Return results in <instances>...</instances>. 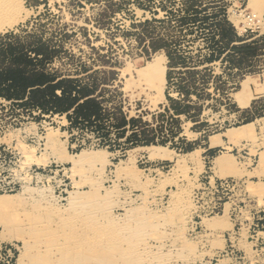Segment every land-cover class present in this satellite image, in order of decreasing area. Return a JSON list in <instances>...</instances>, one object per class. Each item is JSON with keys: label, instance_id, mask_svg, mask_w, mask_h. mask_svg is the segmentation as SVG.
Listing matches in <instances>:
<instances>
[{"label": "rangeland", "instance_id": "rangeland-1", "mask_svg": "<svg viewBox=\"0 0 264 264\" xmlns=\"http://www.w3.org/2000/svg\"><path fill=\"white\" fill-rule=\"evenodd\" d=\"M24 1L28 19L0 33V81L6 67L25 68L21 84L56 72L86 84L103 112L68 118L0 85V245L16 248L14 264H264V0H226L257 50L191 66L184 84L202 113L180 122L161 117L167 81L141 74L161 56L168 71L174 0ZM257 118L254 133L227 140ZM197 148L188 162L164 157ZM219 155L244 173L218 174Z\"/></svg>", "mask_w": 264, "mask_h": 264}, {"label": "trees", "instance_id": "trees-1", "mask_svg": "<svg viewBox=\"0 0 264 264\" xmlns=\"http://www.w3.org/2000/svg\"><path fill=\"white\" fill-rule=\"evenodd\" d=\"M174 3L178 4L177 8L168 7L169 16L165 19L170 23L172 36L162 38L161 45L166 49L167 55L164 51L157 52L156 55L163 53L168 57L167 61L169 60L167 105L161 117L166 116L180 122L182 115L192 119L193 115L202 113V106H198L192 97L193 95L200 97L201 93L194 94V91L184 84L185 74L193 76L199 73L191 70V66L203 62L212 64L221 59L232 63L236 59L235 53L255 51L257 47L256 42L241 43L243 41L236 26L229 18L226 0H174ZM195 26L198 28L196 31ZM196 32H200L202 41L205 42V49L208 50L206 54H203L202 49L194 48L197 35L194 37L190 35ZM41 56L42 54L36 53V58H31L21 54L18 58H24L31 63L35 59L40 61ZM5 70L11 74H1L0 85H6L5 87L12 90L22 87L24 91L22 95L7 96V99H26L35 107L53 114H67L68 118H71L70 112H74L78 119L88 122L99 120L102 116L103 105L100 100L93 96V92L86 84H79L77 79L60 78L56 72L33 70L29 72L33 74L35 80L21 84V80L29 78L25 76V68L6 67ZM207 70H210L215 81L218 76L211 67L205 68V71ZM123 120V124L137 121V119L128 121L126 118ZM151 143L153 142L147 141L144 144Z\"/></svg>", "mask_w": 264, "mask_h": 264}, {"label": "bare ground", "instance_id": "bare-ground-1", "mask_svg": "<svg viewBox=\"0 0 264 264\" xmlns=\"http://www.w3.org/2000/svg\"><path fill=\"white\" fill-rule=\"evenodd\" d=\"M24 2H25L24 0H0V33L1 34L4 32H7L9 30L14 29L20 23H22L28 19L29 15H30V10L25 6ZM233 13H234V15H232L230 18H231V21L237 25V21L235 20V18L239 17L240 14L234 10H233ZM252 16L257 18L258 15L256 16L254 14ZM163 59L164 58L162 56L159 57L153 64L150 65V67L148 69L141 71V74H145V75L147 74L150 77V79H152V80L154 79L157 82H159V86H161V87L165 86L166 81H167V78H166L167 68H166V65L164 64L165 62H163ZM261 120L262 119L257 118L256 120L247 122L243 126L228 130L227 132L224 133V135L227 137L228 141H231L232 139H234L238 135H245L246 136L250 133H254L256 128H257V125H260V122H262ZM261 127L263 128L264 126H261ZM28 131H29V129H28ZM220 143L221 144L224 143V140L222 139ZM152 147L158 148V146H156V145H153ZM157 150H159V149H157ZM199 150L200 149L197 148V149L191 150L189 152H186L183 155H180L177 153L166 154L164 157L169 158L170 160L177 162V163H182L185 161L188 162L189 160H193L195 157H197L196 155L198 152H200ZM160 151H161V149H160ZM160 155L158 154V156H160ZM223 157L224 156L219 155L216 158L214 167H216L218 165H222L224 163Z\"/></svg>", "mask_w": 264, "mask_h": 264}, {"label": "built area", "instance_id": "built-area-1", "mask_svg": "<svg viewBox=\"0 0 264 264\" xmlns=\"http://www.w3.org/2000/svg\"><path fill=\"white\" fill-rule=\"evenodd\" d=\"M248 18L251 22L258 20L253 16H248ZM15 254L16 248L14 246L0 245V264H14Z\"/></svg>", "mask_w": 264, "mask_h": 264}, {"label": "crops", "instance_id": "crops-1", "mask_svg": "<svg viewBox=\"0 0 264 264\" xmlns=\"http://www.w3.org/2000/svg\"><path fill=\"white\" fill-rule=\"evenodd\" d=\"M231 155H233V154H231ZM214 168H215V171L218 174L223 173V174H227V175H238V174L244 173V171L240 170L239 167L236 166L235 164H233V166L218 165V166H216ZM256 170H257L256 168L247 169V171H249V172L255 171L252 174H257ZM15 202H16L15 201V196L14 197L12 196V203L15 204Z\"/></svg>", "mask_w": 264, "mask_h": 264}]
</instances>
